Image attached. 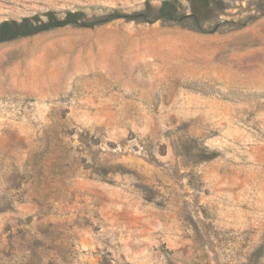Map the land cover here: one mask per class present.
<instances>
[{"label": "rangeland", "instance_id": "1", "mask_svg": "<svg viewBox=\"0 0 264 264\" xmlns=\"http://www.w3.org/2000/svg\"><path fill=\"white\" fill-rule=\"evenodd\" d=\"M223 2L0 43V264H264V0Z\"/></svg>", "mask_w": 264, "mask_h": 264}, {"label": "trees", "instance_id": "2", "mask_svg": "<svg viewBox=\"0 0 264 264\" xmlns=\"http://www.w3.org/2000/svg\"><path fill=\"white\" fill-rule=\"evenodd\" d=\"M189 1L190 12L182 11L181 0H162L158 7L154 6L150 0H145V6L142 10L125 13L117 8H112L96 19H89L82 9H65L62 11L48 9L23 16L20 19L0 21V43L66 26L93 28L116 19L154 23L156 21L180 22L189 18L197 26H200L202 22L213 18L218 11L224 8L223 0ZM260 10L264 14V3L260 5ZM103 170V172H109V168L104 167ZM95 172H98L97 169Z\"/></svg>", "mask_w": 264, "mask_h": 264}]
</instances>
